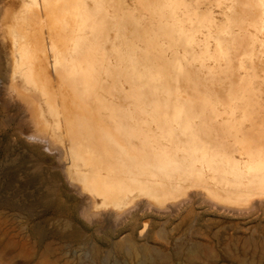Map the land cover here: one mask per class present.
<instances>
[{"label":"bare ground","instance_id":"1","mask_svg":"<svg viewBox=\"0 0 264 264\" xmlns=\"http://www.w3.org/2000/svg\"><path fill=\"white\" fill-rule=\"evenodd\" d=\"M148 1L149 5L157 7L175 5V1L171 6L168 4L167 1L172 0ZM209 1L213 6H224L223 23L219 25L211 15L201 16L189 8L190 14L186 17L189 24L186 29L179 28L176 42L171 41L166 46L147 45L157 57L147 59L143 68L139 63H132L136 68L130 81L129 73L118 67L124 59L122 42L114 29L117 22L104 16L103 5H113L114 0H27L23 6H18L6 30L10 36L11 57L16 61L14 72L19 70L20 76L15 78L14 75L9 86L5 80L0 82V96L14 95L13 88L29 89L31 99L22 102V106L33 109L29 117L45 126L41 134L43 142L49 145L55 158L66 163L70 179L76 183L80 181L83 192L91 194L90 208L101 209L109 204L122 206L141 197L147 198L141 203L142 207L150 208L148 199L161 204V200L175 199L174 196L196 186L204 187L225 204L236 206L247 204L259 190L263 193L264 165L251 170L257 173L248 176L233 174L234 171L214 162L204 141H211L212 137L232 146L237 144L238 149H230L229 153L239 150L242 154L254 146L250 142L254 141V151L258 152L264 144V79L247 70L256 51L254 45L251 50L254 41L250 42L251 33L246 30L257 27L259 29L255 30L259 32L253 30L252 35L257 32L264 39V0ZM40 8L50 16L51 23H44L43 18L39 20ZM45 25H50L46 30L48 36ZM216 27L215 49L208 56L204 52L206 43L203 45L199 36L206 33L205 30L210 36ZM142 34L131 32L132 40L126 41L124 50L131 53ZM257 38L254 39L259 41ZM177 46L182 49L183 57L177 56L179 51L175 52L177 55H167ZM115 50L118 55L113 59L112 51ZM201 55L203 60H200ZM205 59L215 64L214 68L219 66L217 79L204 69L205 63L201 65ZM194 63H200L198 69ZM6 100L9 106H16L15 100ZM179 102L188 104L190 110L183 109ZM219 109L232 115L223 128L216 123L220 131L214 132L212 122L219 117ZM198 113H205L202 117L206 124L196 127L197 123L193 122ZM172 118L183 125L178 134L165 126ZM257 119L259 140L253 135ZM155 122L161 124L158 131L152 127ZM244 126L249 130L243 132ZM175 149L183 152L184 159H178ZM15 154L9 152L5 159L8 164L4 162L0 167V205L3 204L6 211L19 212L26 208L23 203L28 199L32 203L28 213H19L29 221L39 213L57 212L63 207L65 217L35 223L30 228V236L37 241L50 233L58 234L62 240L80 236L81 232L71 219L70 208L62 205L60 189L47 182L42 167L34 158L22 182L35 190L26 191V194L21 191V185L14 179L18 171L25 169L26 162H22L23 166L12 160ZM16 168L19 170L12 171ZM231 168L244 169L241 163ZM75 170L82 172V175L78 172L79 179ZM89 194L83 202L86 205ZM92 209L84 210L88 213ZM9 234L7 228L2 229L0 263L10 246ZM25 237L19 238L21 247L34 253L35 258L45 254L39 244L33 246L32 240ZM55 247L53 242L46 246L48 250ZM97 249L95 253H100Z\"/></svg>","mask_w":264,"mask_h":264},{"label":"rangeland","instance_id":"2","mask_svg":"<svg viewBox=\"0 0 264 264\" xmlns=\"http://www.w3.org/2000/svg\"><path fill=\"white\" fill-rule=\"evenodd\" d=\"M174 1L175 5L172 7L165 5L161 7L151 6L148 4V0H114L115 4L113 5H103L105 7L104 16L117 22L114 29L118 40L122 42L121 56L124 59V62L118 63V67L129 73L127 76L129 81L133 69L136 68L132 63H135V65L139 63L143 68L147 59L157 57L151 48H147V45L152 43L153 46H166L171 44V41L176 42L179 28L186 29L189 24L186 18L189 8L192 7L201 16L203 14L211 15L219 25L225 19V14L222 13L225 11L224 6L218 7L216 4L217 8L209 0H172L167 2L172 4ZM25 2L27 0H0V64L2 65V67L0 66V82L5 80L7 86L11 84L14 75L15 78L20 76V71L14 72L16 61L13 62L11 57L10 36L6 29L10 27V22L14 20L18 6H23ZM37 13L40 21L43 18L44 23L46 21L51 23V18L46 15L44 8H40ZM49 27L50 25H45V33H47L46 30ZM256 28L246 29L250 31L248 33H251L249 35L250 42H255H251L252 46L249 44L252 47L251 50H254L255 46L256 51V55L250 60L247 70L250 74L254 76L259 74L260 78L264 79V39L261 36L262 34H257V32L254 35L260 39L257 38L259 41L254 39L256 36L252 33L258 31L255 30ZM205 31L207 33L208 30ZM247 31L243 32L247 34ZM131 32L144 33L140 36V39L136 40V47L130 51L132 54L124 50L126 41L132 40L130 38ZM206 33L200 35L199 39H202L203 45L206 43L204 52H207V55L210 56L215 49L217 27L210 36H207ZM236 33H238V30ZM46 35L48 36V33ZM177 47L176 49L173 47L175 50L170 48L172 51L170 50L167 55L174 56L177 55L175 52L179 51L180 55L177 56L183 57L182 49ZM112 52V58L116 59L118 53H116V50ZM29 56H31V53ZM202 58L201 55L200 60ZM204 63L205 68H202L211 71L217 79L219 77V66L214 68L215 64L211 65V62L206 59L201 65ZM199 65L197 63L195 68ZM28 90L13 88V91H16L14 95L9 93L10 96H0V167L4 162L8 164L5 159L8 158L9 152L16 153L12 155L11 159L18 164L26 162L25 169L23 168L22 171H18L17 168L12 170L18 171L19 174L14 181L21 185V191L26 194V191L35 190L22 182L26 176L25 174H27L26 172H29L27 170L32 166L31 160L34 158L37 164L42 167L47 182L51 183L53 187L57 185L55 189H60V198L63 200L62 205L70 208L71 219L81 233L80 236L67 240H62L56 233H50L44 239L37 241L34 236H30L31 226L53 217H65L66 210H63L62 207V210H57V212L50 211L45 215V212L39 213L33 217L32 221H29L19 213H28V207L32 206L28 199L23 203L26 208L19 212L12 209L6 211L7 209L2 204L0 205V235L2 229L7 228L11 238L9 237V249L0 264H264V189L263 193H259L261 192L259 190L247 204L241 206L225 204L204 187L196 186L174 196L176 200L174 198L161 200L160 204V201L148 199L150 208L144 209L142 207L141 203H144L147 198L141 197L132 203H125V206H112L109 204L105 208L101 207L97 210L92 207V209L88 204L91 201V194L87 191L83 192L80 181L77 180L76 183V181L73 182L70 179L65 169L66 163L63 164L64 161L55 158L49 150L50 148L47 147L49 145L43 142L42 135L45 126L33 117H29V114L34 113L33 109L22 106V102L31 99L32 95ZM6 99L15 100L14 104L16 106H9ZM180 105L183 109L190 110L188 104L181 102ZM237 113L235 115H240ZM204 114H197V118L193 122V124L197 123L195 124L196 127L206 124L203 121L204 117H202ZM218 115L219 117L212 122L214 123L212 127L217 128H212L214 132H219L218 127L223 128L224 123L229 124V117L232 113L228 116L225 112L220 111ZM207 116L208 113H206V119H208ZM258 119L253 124L257 126L254 127L256 131L253 134L256 140H259L257 132L260 130L257 123ZM166 122L165 126L172 129L175 134L181 132L183 125L181 126L180 120L172 118ZM216 123H219L218 127ZM160 125V122H155L152 127L158 131ZM245 126L242 129L243 132L249 130ZM187 127L191 129L192 126L188 124ZM210 139L211 141H204L205 146L208 148L207 153L219 167L234 171L233 174L248 176L251 173H257V171L252 172L251 170H258V166L264 165V144H262L260 152L254 151L256 148L253 141L250 143L254 146L251 150H247V153L242 154L239 150L229 153L230 149H238L237 144L232 146L226 141H218L217 138L211 137ZM40 141L42 142L40 143ZM251 144H248V146L251 147ZM45 149H48V151ZM174 153H176L178 159H184L181 150L175 149ZM237 163H241L244 169L231 168L236 166ZM80 170H75L77 175L80 174H78ZM80 175H82V172ZM80 175L77 176L78 179ZM1 178L2 176H0V180ZM87 194L90 198L87 199L88 201L86 200V205L83 202L88 197ZM0 196L2 195L0 194ZM35 205L40 206L39 203ZM135 205L138 207L136 208ZM88 207L92 209L91 212H94L88 211L86 213L87 211L84 209L88 210ZM134 207L136 210H133ZM131 209L136 212L133 213ZM100 211L103 212L104 217L106 216L104 219L100 217V215L103 216ZM88 214L89 216H87ZM95 216L100 218H96V221ZM17 232L18 237H15ZM21 237L31 239L33 246L39 244L40 250L45 253V256H38V258L36 256L37 259L33 257L34 253L19 244V238ZM51 242L56 247L48 250L46 246ZM96 249L100 253H95Z\"/></svg>","mask_w":264,"mask_h":264}]
</instances>
